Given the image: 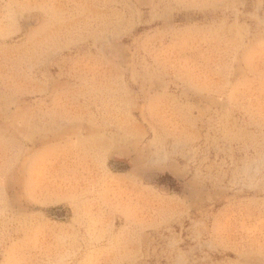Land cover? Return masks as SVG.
<instances>
[{"label":"rangeland","instance_id":"374dc122","mask_svg":"<svg viewBox=\"0 0 264 264\" xmlns=\"http://www.w3.org/2000/svg\"><path fill=\"white\" fill-rule=\"evenodd\" d=\"M0 264H264V0H0Z\"/></svg>","mask_w":264,"mask_h":264}]
</instances>
